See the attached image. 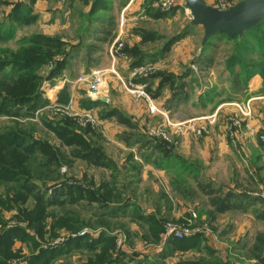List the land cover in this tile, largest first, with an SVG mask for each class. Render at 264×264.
<instances>
[{
  "label": "rangeland",
  "instance_id": "1",
  "mask_svg": "<svg viewBox=\"0 0 264 264\" xmlns=\"http://www.w3.org/2000/svg\"><path fill=\"white\" fill-rule=\"evenodd\" d=\"M94 1L0 0V108L4 102L10 107L0 113V132H15L20 136L16 142L32 145L28 148L33 151L31 165L25 169L29 181L38 186L47 203V209L35 208V212L42 209L43 213L36 224L20 219L16 208L0 206V264H264V164L257 162L253 166L252 161L245 164L243 155L236 158L237 162L223 155L209 166H201L198 161L184 165L173 154L162 160L172 168L165 171L167 177L156 179L149 174L143 181L125 170H133L137 164L134 155L152 160L151 150L143 152L140 147L153 145L152 137H159L137 134L141 146L133 152L122 149L127 152L116 158L119 146L100 135L97 142L93 141L103 156L93 152L83 161L73 158L70 148L52 130L64 119H72L77 131L82 129L72 115L76 110L70 100L74 101L78 94L81 100L88 99L87 84L77 79L94 69L111 68L112 60L118 57L133 69L132 77L138 75L144 82L137 88L141 87L152 99L165 91L167 102L181 106L173 114L166 111L172 120L207 116L206 108L200 106L202 98L207 99L206 105L213 97L212 105L230 100L235 109L236 104L246 105L250 100L243 98L249 81L258 75L263 88V76L253 73L244 84H235L227 61L242 46L250 51L244 62L248 66L264 60L260 52L264 51V31L237 40L221 35L202 44L203 29L191 24L185 0H97L99 6L93 7ZM240 1L206 2L224 10ZM131 2H138L139 7L134 8ZM182 33L171 46L175 48L181 40H187L183 49L188 50V55L175 60L172 71L161 68L163 61L172 63L173 55L170 49L169 53L162 52V45ZM51 40H57L58 45ZM33 48L41 55L25 66L21 60L26 55L31 57ZM54 70L58 71L55 75ZM124 84L135 89L134 83ZM119 87L129 92L123 83ZM63 92L64 102L58 98ZM18 95L34 96L20 101ZM130 135L125 131L120 139L127 145L134 144V135ZM107 136L111 138L108 133ZM49 148L55 160L46 165L51 170L46 179H50L43 186L37 175L45 166L37 161L51 159L39 152H50ZM112 158L132 162L110 173V168H116ZM108 160L111 166H104ZM2 169L0 177L12 179ZM184 169H193V173L189 176ZM85 172L86 179L81 181ZM74 184L84 189L82 193L74 187L80 196L76 199L70 198L73 187L65 188ZM7 186L13 185H2L0 193ZM106 191L119 197L107 196ZM32 197L17 204L33 207ZM66 210L81 220L82 229L72 232L51 227ZM151 213L154 214L149 216L162 227L157 238H149L153 226L146 222L150 217L143 215ZM68 238L72 242L67 245ZM194 238V244L187 245Z\"/></svg>",
  "mask_w": 264,
  "mask_h": 264
},
{
  "label": "crops",
  "instance_id": "2",
  "mask_svg": "<svg viewBox=\"0 0 264 264\" xmlns=\"http://www.w3.org/2000/svg\"><path fill=\"white\" fill-rule=\"evenodd\" d=\"M203 1L206 5H209V2H206L209 0ZM133 2H131V5L134 8L139 7L138 2L135 4ZM181 41L182 42L177 43L175 48L174 46H171L170 48L171 52H173V55L170 58L172 59V63L170 65H167L165 61H163V64L160 65L161 68H168L170 71H172L174 70V67H176L175 60H178V58L185 56V54L188 55V50L183 49L184 44H186L188 41ZM132 44L133 43H131V45ZM172 47L174 48V50ZM179 48H181V51ZM170 50L168 51V53L170 52ZM119 59V57L117 58V60L113 59L111 68L105 69L107 72L106 92L104 97L106 99L105 101H101V99L90 98L81 100L82 97L80 96V94L76 95L74 101L70 98V102L74 106L72 107L75 110H90L92 114L99 119L97 120L98 126L94 127L93 129L94 135L91 138L90 144L100 149L97 143L94 144L93 139H95V141L97 142V139L100 138V135H102L104 139L106 137L109 141L114 142L117 146H119L117 147L119 148V150L115 151V155L117 156L118 154L119 156L116 158H120L121 154H123L124 152H133L137 148H139V146L141 145L138 140H136L135 135L137 136V134L141 133L149 134V130L161 120L160 115L150 114L144 97L140 96L136 91L132 93L127 92L124 89L122 91L121 88L123 87H119V85L121 83H125V81L131 84L134 83L135 88H137V85L144 84L142 79H140V77H137L138 75L132 77L131 71L133 69L128 67L126 62ZM164 92L165 91L161 92V96L155 97L153 100L156 103L158 102V105L163 106L161 109H164L168 113L173 114V111H178L181 106H177V102H167L169 98L168 95L167 97L166 95L163 96ZM239 96L235 99H239ZM244 96L245 97L243 99L248 98L247 100H250L249 105L252 108V116L242 120L240 127L233 128L232 134L229 132L230 127H232L231 116L234 113L238 112V110L235 109L234 105L232 104V102L234 101H221L217 104H214L216 106L215 107L214 105H212L214 98L213 97L210 99L212 101L209 102V100L207 105L205 104V102L200 105L202 106V108H206L204 114L213 113L214 111H216V109H218L216 123L212 127H210L209 135H206L205 137H202L200 139H193L190 133H186L178 137V143L175 145L163 143L161 142L163 140L160 141V139L152 137L155 141L153 145L151 144L149 146L147 145L144 147H140L143 152L147 148L151 150V157L153 156L152 160H142L140 156L134 155L133 158L136 160L135 162H137V164L133 165V170H125L126 173L132 172V174H136L143 181H146L149 174L153 175L156 179L163 176L167 177L165 171L171 170L172 168L167 167L162 160L166 159L167 155L174 156L175 154H177L180 158L184 159L189 164H195L196 161H198L199 165L201 166H209L214 160H220L221 156L223 155L224 158H226L227 156H231L232 160L236 162L238 157L241 158L243 155L244 157H246L245 164L249 163V161H252L253 166L256 165L257 162H259L260 165H263L264 148L261 143L260 137L264 136V91L262 88V79L258 75H254L249 81L247 90L244 91ZM166 103H168V105H166ZM112 110H114L117 115L109 114V112ZM201 115H195L190 118L195 119L204 116ZM125 131L129 132V134H132L130 135L132 137L134 135V144L132 143L130 145H127L122 139H120V135ZM107 133L111 138L107 136ZM113 137H115V140L113 139ZM122 149H125L127 151H122ZM78 159L86 161V158ZM130 162L132 161L125 160V158H121L120 160H118V162L117 159H113L112 163L116 168L114 170H111L113 168H110L108 172L111 173L116 170H121L123 169V165L128 166ZM179 163L181 164L180 160ZM95 166H97V164ZM98 166L101 165L98 164ZM104 166H111V162L108 160V165ZM87 173L88 172L81 174L83 177H81V181L86 179ZM106 192L108 193V191ZM112 197H119V195L114 194L112 195ZM152 214L154 213L143 215L146 217H150L149 215Z\"/></svg>",
  "mask_w": 264,
  "mask_h": 264
},
{
  "label": "trees",
  "instance_id": "3",
  "mask_svg": "<svg viewBox=\"0 0 264 264\" xmlns=\"http://www.w3.org/2000/svg\"><path fill=\"white\" fill-rule=\"evenodd\" d=\"M97 0L93 2V7L99 6L97 4ZM263 27H264V22H261L257 27L254 29L244 33L242 36H247L252 33H261L263 32ZM182 34H177L172 36L171 38L167 39L165 43L162 45L161 50L162 52H165L166 50L168 51L170 46L176 42ZM224 35L228 39H235L240 38L238 36L231 35L229 33H220L218 35H214V37H211L208 39L207 42H210L212 39H216L218 36ZM241 36V37H242ZM48 39H53V38H48ZM50 43H54L55 45H58L57 40H51ZM209 44L205 45V47H208ZM247 46H242L240 47L238 53H234V55L231 57L229 61H227V70L229 73H232L234 76V83L238 84L236 81H239L241 84H244L248 77L252 76L253 73H260L263 76V81H264V60L261 59L260 62L256 61L253 63V66H248L249 63H244L246 55L250 56V51L249 49L246 48ZM165 50V51H163ZM262 54H264V51H260ZM36 55H41V53L36 52L35 49H32V55L31 57L29 56H24L23 59L21 60L22 63L25 64V66L31 61V64L35 62V57ZM237 66V67H236ZM60 68H58L60 72ZM58 73L57 70L53 71V74L55 75ZM244 74V77L241 75ZM239 79V80H238ZM263 91H264V83H263ZM35 95V94H34ZM34 95H18L17 99L20 101L25 100L27 96H34ZM212 95V92L209 93L208 96ZM207 96V98H208ZM7 97H9L7 95ZM5 97V98H7ZM36 97L40 99L39 95L36 94ZM63 97V98H62ZM59 99H62V102L66 101V96L64 95V92L62 94L58 95ZM200 99V98H199ZM6 99H4L5 101ZM207 99L200 100L201 103H204ZM98 102V101H97ZM9 104H5V102L2 104L3 107L0 108V113L2 111L7 110L10 107H7ZM109 114L112 115H117V113L112 110L109 112ZM61 123H55L56 126L52 127L53 132L57 135L60 141H63L64 146L70 148V153L72 157L74 158H87L90 157L91 153H96L100 156H103L102 152L100 149L97 147H94L90 144L91 138L94 135V128L90 126L82 127L80 130H76V124L72 119H64L60 121ZM5 132H0V167H2V171L6 172L5 176H8L9 178L12 179H7L5 177H0V187L2 185H13V186H7L6 190L4 192L0 193V206L1 207H6L7 210H12L13 208H16V211L18 212V217L20 219H26L28 220V223L31 222V224H36L39 223L42 218H43V213L42 209L38 210L35 212V208L43 207L44 209H47V203H44V198L41 196L39 193V190L36 188L38 186L33 184V181H29V174L26 172V166H30L29 162V157L33 156V151L30 152L28 151V148H31L32 145L29 143L27 145L22 144V141L16 142L20 136L19 134L9 131L6 132V136L4 134ZM163 143H167L162 141ZM50 152L45 149H39V152L44 156L45 158H51V159H46L44 162L43 161H37L39 164H42L45 166L40 170V174L37 175V178L42 181V185L45 186L46 182L50 179L47 178V174L50 173L51 170H49V167L46 168V165H49L52 163V161L55 160L54 158V153L52 154V149L49 148ZM58 151V150H57ZM169 153V152H168ZM169 155H167V158ZM51 160V161H50ZM68 161V160H67ZM94 162V161H93ZM181 164H186V161L184 159H180ZM57 163V162H56ZM46 168V169H45ZM184 172H186L189 176L193 173V169L191 171L184 169ZM8 174V175H7ZM182 175H185V173H181ZM0 176H1V171H0ZM19 178L18 180H15L14 178ZM26 176V177H24ZM56 178V177H55ZM47 180V181H45ZM53 180V179H51ZM184 182V181H181ZM179 183V182H178ZM62 184V183H61ZM61 186V185H60ZM62 187V186H61ZM60 187V188H61ZM72 188V193L69 192L71 195L70 198H78L80 197L78 194L74 192L75 188H79V190L83 193L84 189L80 188L77 185H68L65 186V188ZM75 187V188H74ZM38 194L40 196L35 195ZM34 197L35 199V205L33 207H22L17 204L21 203L24 204L26 200L28 199L29 196ZM87 197H90V195L87 193ZM107 196H111V191H108ZM32 197V199H33ZM70 203L73 202L69 201ZM147 223L151 224V231L153 233H150L149 238H157L156 234L159 229L162 227L157 224V222L154 220L153 217H150L148 220H146ZM58 225V226H56ZM51 227L54 229L61 228L63 227L66 230L76 232L80 229H82V222L79 220L70 210H66L63 215L59 216V219L57 222L51 224ZM150 227V228H151ZM50 234H53V231L50 229ZM81 239H84V237H81ZM100 240V239H99ZM97 240L96 242H98ZM111 240V239H109ZM194 239H190L187 243V245H193ZM112 241V240H111ZM72 242L71 238H68L66 240V244H70ZM94 242V243H96ZM58 251V250H57Z\"/></svg>",
  "mask_w": 264,
  "mask_h": 264
},
{
  "label": "built area",
  "instance_id": "4",
  "mask_svg": "<svg viewBox=\"0 0 264 264\" xmlns=\"http://www.w3.org/2000/svg\"><path fill=\"white\" fill-rule=\"evenodd\" d=\"M106 70L94 69L88 75L79 77L77 81H83L87 84L86 95L90 99H100L105 97L106 92ZM130 84V83H129ZM124 87L129 92H137L140 96L144 97L149 109L150 114H158L161 116L160 122L155 124L150 130V135H155L168 144L175 145L178 143V137L190 133L192 137L199 138L208 133L210 127L216 123L217 112L214 111L210 115L203 118H193L185 121L172 120L164 109L158 107L153 99L150 98L142 88H135L136 90L129 89L124 83ZM246 104V103H245ZM238 112L231 116L232 127L229 132L232 134L233 128L241 126L242 120L247 119L251 115L252 108L247 103L246 105L236 104ZM75 117L76 123L80 127L90 126L96 127L98 124L97 119L94 117L90 110H76L72 113ZM249 115V116H248ZM202 119V120H201ZM196 120H200L198 123ZM261 143L264 148V136L260 137Z\"/></svg>",
  "mask_w": 264,
  "mask_h": 264
},
{
  "label": "water",
  "instance_id": "5",
  "mask_svg": "<svg viewBox=\"0 0 264 264\" xmlns=\"http://www.w3.org/2000/svg\"><path fill=\"white\" fill-rule=\"evenodd\" d=\"M185 6L191 13V24L203 29L202 44L220 33L241 37L264 22V0H241L224 10L202 0H185Z\"/></svg>",
  "mask_w": 264,
  "mask_h": 264
}]
</instances>
